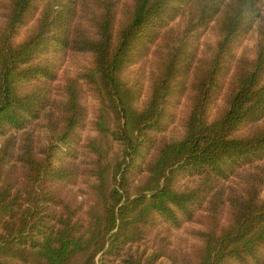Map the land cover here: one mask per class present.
<instances>
[{
    "label": "trees",
    "instance_id": "obj_1",
    "mask_svg": "<svg viewBox=\"0 0 264 264\" xmlns=\"http://www.w3.org/2000/svg\"><path fill=\"white\" fill-rule=\"evenodd\" d=\"M263 0H0V264H264Z\"/></svg>",
    "mask_w": 264,
    "mask_h": 264
},
{
    "label": "rangeland",
    "instance_id": "obj_2",
    "mask_svg": "<svg viewBox=\"0 0 264 264\" xmlns=\"http://www.w3.org/2000/svg\"><path fill=\"white\" fill-rule=\"evenodd\" d=\"M261 9H262V12L264 14V0L261 2Z\"/></svg>",
    "mask_w": 264,
    "mask_h": 264
}]
</instances>
